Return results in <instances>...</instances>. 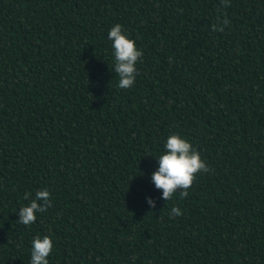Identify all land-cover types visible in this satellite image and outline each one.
I'll list each match as a JSON object with an SVG mask.
<instances>
[{"label":"trees","instance_id":"1","mask_svg":"<svg viewBox=\"0 0 264 264\" xmlns=\"http://www.w3.org/2000/svg\"><path fill=\"white\" fill-rule=\"evenodd\" d=\"M117 23L143 51L129 89ZM171 134L211 171L166 201ZM37 235L50 264H264V0H0V264H29Z\"/></svg>","mask_w":264,"mask_h":264},{"label":"clouds","instance_id":"2","mask_svg":"<svg viewBox=\"0 0 264 264\" xmlns=\"http://www.w3.org/2000/svg\"><path fill=\"white\" fill-rule=\"evenodd\" d=\"M229 24L227 17L218 25L216 30L223 31ZM111 41L114 72L118 76L117 86L129 89L134 86L139 75L138 63L141 62L143 51L138 48L135 39L125 33L123 26L114 24L107 33ZM158 167L151 175V181L156 189L162 190L161 199L169 201L178 192L181 197L189 195L188 189L192 186L196 175L209 172L211 169L202 158L201 153L193 144L180 134H171L164 143V151L158 158ZM28 203L19 209V222L30 226L37 220V214L43 213L51 204V193L47 188L24 194ZM151 207L156 206V201L147 198ZM183 212L178 207H172L170 216H182ZM29 264H50L49 257L54 251V240L48 235H37L30 241Z\"/></svg>","mask_w":264,"mask_h":264}]
</instances>
